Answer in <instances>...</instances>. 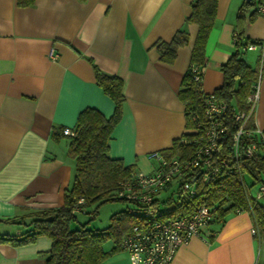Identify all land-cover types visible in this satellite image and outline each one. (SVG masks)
Returning <instances> with one entry per match:
<instances>
[{
	"label": "crops",
	"instance_id": "obj_1",
	"mask_svg": "<svg viewBox=\"0 0 264 264\" xmlns=\"http://www.w3.org/2000/svg\"><path fill=\"white\" fill-rule=\"evenodd\" d=\"M193 0H35L18 6L0 0V235L19 237L29 212L60 207L73 178L68 140L51 137L53 127L72 128L86 107L109 117L114 103L96 84L94 69L123 80V114L112 131L108 155L135 171L151 173L152 152L170 150L190 134L179 97L197 26L187 23ZM244 0H218L206 45L202 88L223 81L220 67L234 51L233 32ZM184 28L188 43L172 63L156 44ZM244 36L260 43L246 52L261 67L260 98L251 116L264 128V16H247ZM54 47L57 58L48 56ZM79 221H81L79 219ZM249 211L228 214L181 244L170 264H255L257 242ZM51 239L0 243V264H46ZM110 242L104 244L105 249ZM99 264H131L120 251Z\"/></svg>",
	"mask_w": 264,
	"mask_h": 264
},
{
	"label": "trees",
	"instance_id": "obj_2",
	"mask_svg": "<svg viewBox=\"0 0 264 264\" xmlns=\"http://www.w3.org/2000/svg\"><path fill=\"white\" fill-rule=\"evenodd\" d=\"M260 0H244L238 7L235 16L237 32L233 38L234 51L228 60L220 67L223 81L220 87L213 91L217 98L228 104L225 122L229 128V137L217 152L222 157L229 158L232 154L230 127L233 109L247 110L246 98L258 82L261 67H252L246 60V50L243 45L259 44L257 40L244 36L243 27L247 16L256 14L254 6ZM35 0H16L18 6H31ZM218 0H193L187 23L197 26L193 41L190 64H202L205 60V45L208 35L216 21ZM188 32L178 29L168 42H159L156 49L160 59L172 63L180 47L188 43ZM189 64V65H190ZM95 81L103 92L114 103L113 113L106 117L94 107L81 110L69 133H64L66 127H53L51 137L58 142L62 138L68 140L67 154L74 160V174L70 185L64 191V203L60 207L44 208L24 215L28 219L27 229L19 236L0 235V243L10 242L20 245L32 242L37 236H47L51 239V247L44 254L46 264H99L112 255L122 251V238L145 225V217L140 205L134 201L116 197L119 185L129 179L133 166L125 165L122 159L111 158L108 155L111 134L123 114L124 94L123 80L116 75H107L99 69H94ZM179 97L185 106L187 125L193 127L192 116L202 110V95L193 81L188 67L182 78ZM255 123L250 117L248 127ZM264 132V128H261ZM191 134L183 137H190ZM182 138V137H181ZM189 149L180 139L174 140L170 150L160 153L170 158L186 157ZM236 171L219 175L208 182L199 185L198 193L191 201L176 203L171 197H161L162 206H167L169 214H189L198 205H207L212 209V222L222 223L224 218L237 209L249 211L253 217L262 218L264 209L249 196L250 189L257 184H264V146H258L252 155L246 156L239 151L235 160ZM249 178V182L246 181ZM160 198V199H161ZM118 199L131 204L125 211L112 216V222L104 228H90L86 223H79L77 212H88V207H96L105 201ZM81 200V203L78 201ZM79 223L76 225V223ZM106 242L111 243L109 249L104 248Z\"/></svg>",
	"mask_w": 264,
	"mask_h": 264
},
{
	"label": "built area",
	"instance_id": "obj_3",
	"mask_svg": "<svg viewBox=\"0 0 264 264\" xmlns=\"http://www.w3.org/2000/svg\"><path fill=\"white\" fill-rule=\"evenodd\" d=\"M254 9L258 15L264 16V0L258 1ZM236 33L234 30V40ZM257 47L255 43H248L241 49L250 51ZM48 56L52 60L57 58L54 47L50 48ZM206 65V61L189 65L192 79L202 95V110L192 116L190 137L180 138L181 143L189 149L187 156L166 158L160 152H152L149 158L156 161L154 171L142 173L133 170L129 179L121 182L117 190L116 197L138 203L146 218L144 227L126 234L121 240V249L127 253L131 264H170L179 246L190 237L200 235L213 219L212 209L203 204L193 208L189 214L170 215L168 207L160 203L163 197H171L176 203L193 200L199 185L213 177L236 171L234 162L239 151L250 156L258 146H264L262 129L256 123L254 127H248L260 98L258 80L246 98L247 110L233 109L231 156L220 158L217 155L230 136L225 122L228 104L218 99L214 92L203 90ZM69 132L68 128L64 130V133ZM256 186L254 196L250 191L248 193L258 203L264 199V184ZM164 193L167 194L162 197ZM261 207L264 209V205ZM240 211L237 209V212ZM250 233L258 245L255 264H264V216L259 219L253 217Z\"/></svg>",
	"mask_w": 264,
	"mask_h": 264
},
{
	"label": "rangeland",
	"instance_id": "obj_4",
	"mask_svg": "<svg viewBox=\"0 0 264 264\" xmlns=\"http://www.w3.org/2000/svg\"><path fill=\"white\" fill-rule=\"evenodd\" d=\"M248 56H246L247 58ZM155 161V160H154ZM246 181L249 182V178L246 177ZM257 186H253L250 189V193L252 196L255 195L257 191ZM169 193V192H168ZM167 193L161 194V196H165ZM259 204L264 205V199H260L258 201ZM94 206H89L88 207V212L87 213H81L77 212V217L81 221L79 223H86L88 227L90 228H104L111 224L112 222V216L114 214H118L121 211L127 210V208L131 207V204L126 201H121L118 199H113V200H108L105 202L100 203L95 211H94ZM78 222L76 225L79 224Z\"/></svg>",
	"mask_w": 264,
	"mask_h": 264
},
{
	"label": "water",
	"instance_id": "obj_5",
	"mask_svg": "<svg viewBox=\"0 0 264 264\" xmlns=\"http://www.w3.org/2000/svg\"><path fill=\"white\" fill-rule=\"evenodd\" d=\"M247 1H251V0H247Z\"/></svg>",
	"mask_w": 264,
	"mask_h": 264
}]
</instances>
